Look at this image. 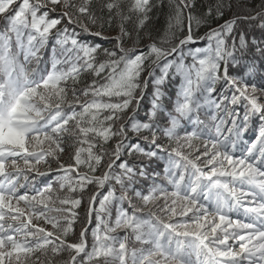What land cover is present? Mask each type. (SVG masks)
Returning a JSON list of instances; mask_svg holds the SVG:
<instances>
[{
	"label": "snow or ice",
	"instance_id": "1",
	"mask_svg": "<svg viewBox=\"0 0 264 264\" xmlns=\"http://www.w3.org/2000/svg\"><path fill=\"white\" fill-rule=\"evenodd\" d=\"M200 4L0 0L8 25L0 33V264H41L40 252L55 264L69 250L64 264H264V127L248 139L257 121L264 124V87L254 84L264 81V38L251 34L264 32V0H205L202 15ZM166 8L163 39L146 34ZM109 27L120 30L115 50L85 35L110 39ZM205 27L211 31L198 38ZM87 73L96 79L83 87ZM190 125L197 130L182 135ZM70 138L78 145L74 163L43 171L62 160ZM160 161L166 175L155 170ZM51 176L59 188L39 185ZM149 183L150 194L141 187ZM93 185L100 191L90 222L70 243Z\"/></svg>",
	"mask_w": 264,
	"mask_h": 264
},
{
	"label": "trees",
	"instance_id": "2",
	"mask_svg": "<svg viewBox=\"0 0 264 264\" xmlns=\"http://www.w3.org/2000/svg\"><path fill=\"white\" fill-rule=\"evenodd\" d=\"M97 2L99 3V0H97ZM79 3L83 4L84 0H79ZM20 6H22V5H20ZM65 11H66V9L64 8L63 5H61L60 6V13H63ZM71 11L73 12L74 15H78V13L76 12L75 9H72ZM196 11L198 12V14H201V15L204 12L207 11V8L205 6V0H201L200 8L197 9ZM170 14H171V10L168 9V8H166L163 11V13H161L160 10H157L153 14L155 19L150 23L148 30H146V34L150 30L154 34L155 37H159L160 39H163V35L167 31V27H168V24H169ZM234 15H235V13H229V16L226 17V19L223 22L226 23L227 20L233 18ZM53 18H59V14L58 13H53ZM84 20L89 22V26L92 27L93 32L101 31V28L96 27L95 25L91 24V21H90L89 17L79 16L78 23L80 21H84ZM221 23H222L221 21L217 20V21H215V26L219 27ZM0 25H3L2 27H0V33H3L8 28V25H7L6 21H5V18L0 17ZM68 25H69V21L65 20V24L62 25V27H65V26H68ZM247 27L248 26H246V28ZM136 28H137V24L134 22L133 25H132V29L135 31ZM80 31L84 32L83 29H80ZM104 31H105V35L107 37H109L110 39H104L103 37L94 36V35H90V34H87V33H85V35H86L87 39L90 42H92L94 44H96V43L103 44L105 50H107V49L115 50L116 47H117V41L114 38L120 36L119 28L118 27L117 28L109 27L108 29H105ZM210 31H211V28H209V27H205V28L199 29L197 31V36H198V38L199 37H203V36L207 35L208 32H210ZM251 34L255 38H264V32H261L258 28L256 30L252 31ZM185 38H186V34H185ZM152 42H154V40H146L144 42V46H146V45H148V44H150ZM208 43H210V42H206L205 44H202V45H194V47H207ZM135 45H136V41L132 40V41H130L128 43L127 46L131 48V47H133ZM254 55H257V57H258V53H254ZM49 59H51V56H49ZM104 59H107V57L106 56L102 57V61ZM189 63L190 64L195 63V59L194 58H189ZM34 67L35 66L33 65L32 69H30V70H34ZM161 74H162V70H161ZM83 79H84V83H83L82 86L83 87H87V86H89L91 83H93L95 81L96 77H95L94 73H87ZM101 79H103V78H101ZM179 83H183V79L182 78L180 79ZM176 84H177V82L175 80H173L171 82V85H170L171 90H172L171 91V95H172L173 99L170 100L169 103L173 107L175 106L174 105V101L179 99V89L176 87ZM254 84L261 85L262 87H264V81H261L259 79L254 81ZM152 94H154V89H153ZM147 111H148V109H145V115H144V117H142V119H146L147 118ZM244 111H245V114H247L246 113V109ZM128 115H130V113ZM205 118L207 119L208 117L205 116ZM261 127H264V124H262L259 121H257V124H256L257 131H253V132H251L249 134V137H248L249 141H253L254 142V140L256 138H258V130ZM196 130H197V126L196 125H190L187 130H182V135H188L190 131H196ZM149 134H151V133H149ZM118 142H119L118 140L115 141L112 145L109 146V149L113 150L115 148V144L118 143ZM137 142H139V141H137ZM163 142L167 146H171L172 149L174 150V148L176 146L174 141H172L171 139H168L167 137H165ZM68 143L71 146L69 147L68 152L62 156V160L60 162H55V163L50 164V165H42L41 168H42L43 171H49L52 168L59 169L60 166H61V163L68 164V165H71V164L74 163V155H75V153L78 150V145H77L75 139H72V138L69 139ZM145 146L151 148V145H149L147 143L145 144ZM137 159H139V158L138 157L137 158H132L133 163H135ZM22 163H23V161H22ZM109 163H110V158H109V160L106 161L105 165L102 166L99 175H104L106 173ZM155 170L157 172L165 173V175H166V162L165 161L158 162L156 164V166H155ZM83 171H87V170L83 169ZM33 178L35 179V177H33ZM53 182H56L57 188L60 187V184L57 181L56 176L42 178L39 181V185L41 187H47L50 184H52ZM161 183H165L166 186H167V182L166 181L162 180ZM110 187L108 189H105L104 192L105 193L109 192L110 191ZM141 187H142V190H145L147 193L150 194L151 189H152V185L150 183L147 184L146 186H141ZM117 188H118L119 193L123 194L122 186H119L117 184ZM98 191H100L99 185H93L91 187V189H89V191L85 194L86 197H87V202L82 207V209H80L81 219H80V221H79V223L77 225V231L72 236H70L68 238L70 243H79L80 240L82 239L83 232L86 229V227L88 226V223L90 222L91 200H92V198L95 196V194ZM61 195L62 196H67L68 192H61ZM101 203H102V201H101ZM136 204L138 206H140V207H143V201L140 200L139 198H137ZM126 207L130 208L131 207V203L127 204ZM116 213H117L116 218H118V208L116 209ZM50 226H51L50 230L55 231V228L52 225H50ZM95 227H99L98 214H97L96 224L94 225V228ZM123 235L127 236V233L125 232V233H123ZM90 243H91V245L93 247H95V235H94V233H93V235L90 238ZM73 255H74V253H72V251L69 250L63 256L57 257L55 264H64V262L68 261ZM36 260L40 261L41 264H44V261H48V264H51L52 256L51 255L45 256L44 252H40V253L37 254Z\"/></svg>",
	"mask_w": 264,
	"mask_h": 264
},
{
	"label": "rangeland",
	"instance_id": "3",
	"mask_svg": "<svg viewBox=\"0 0 264 264\" xmlns=\"http://www.w3.org/2000/svg\"><path fill=\"white\" fill-rule=\"evenodd\" d=\"M37 223L40 224L41 222L39 221ZM42 226L46 227L48 225L46 224V222H43ZM233 243L235 244V241H233ZM240 250H241V247H237V251H240Z\"/></svg>",
	"mask_w": 264,
	"mask_h": 264
}]
</instances>
